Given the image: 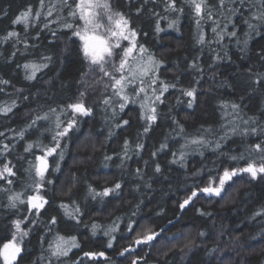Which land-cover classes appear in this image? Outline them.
Segmentation results:
<instances>
[{"label": "snow or ice", "instance_id": "1", "mask_svg": "<svg viewBox=\"0 0 264 264\" xmlns=\"http://www.w3.org/2000/svg\"><path fill=\"white\" fill-rule=\"evenodd\" d=\"M157 7H162V12L156 11ZM172 14L175 15L169 19ZM0 15L7 16L8 12L0 10ZM145 15L153 20V32L157 36L166 31L161 26V21H167V29L179 32L181 18L185 16L191 18L195 27L196 44L200 46L201 51L207 47L214 53L212 62L207 66L211 72L207 78L212 81L216 80L217 66L232 59L228 53V42L235 41L242 60L245 57L251 60L249 55L251 42L255 37L264 39V0H37L35 8L29 4L21 10L12 19L11 24L22 25L23 35L15 29H5L4 35L0 36V43L10 42L13 48L8 59H15L18 53L25 56L34 54L30 50L38 49L39 45L30 43V39L38 41L42 30H49L52 24H56L59 31L68 37L69 43L75 46L74 51L85 67L78 70L77 88L68 100L56 103L55 106L49 104L46 111L34 109V118L27 128L17 133L21 140H24L28 130H33L37 135L35 141L26 142L23 146L24 155L17 157L19 167L8 159L15 145L8 143L0 145V181H3V185H0V194H3L6 200L0 201V208L13 214V218L6 226L5 234L0 236V264H22L28 254L26 241L30 235L37 231L41 224L46 234L51 233L53 227L57 225V217L54 215L49 216L46 222L41 219L42 214H46L54 203L51 192L59 177L57 179L52 177L61 173V164L65 161L70 145L73 144V136L79 132L85 118H93L97 108L104 114L105 123L112 122L115 128H124L131 126V121L125 118L128 115L126 109L130 105L138 106L142 132H139L135 142L126 138L120 152L114 154L115 158L120 160L118 167L123 169L133 156L139 157L147 150L142 137H147L153 126L162 118L163 113L158 109L160 105L165 104L166 94L176 91L179 93L177 104L186 103L189 109L197 106L198 97L203 94L197 86L205 78V69L198 62L199 57L187 65L189 70L197 73V78L193 81L197 86L183 87L179 84V79L172 83L164 80L160 75L161 69L165 67L164 61L141 42L140 38L147 37L148 33L133 26L134 16L141 18ZM41 23L43 29L39 27ZM30 29L35 31V36L30 37ZM51 34L59 38L57 30H52ZM18 45H23L22 53ZM212 45L217 47L213 48ZM64 51H68L67 44ZM252 55L257 57V62L264 68V45ZM55 64L53 55L39 52L37 59L26 60L22 64H17V67L23 69L25 81L46 86L60 82V87L65 88L66 83L61 79L62 72L53 68ZM59 65L64 66L63 58L59 60ZM44 70L54 71V75L44 79L43 75H38H46ZM246 76V84L251 93L264 92V71H253L250 65ZM226 83L225 81L218 87ZM0 85L7 87L11 85V81L0 78ZM4 90V87H0V92ZM16 91L22 92L23 89ZM47 91L45 88V98H48ZM36 95H39V88ZM89 97L93 98L92 103L88 102ZM180 97H185L186 101ZM23 99L27 101L29 96L24 95ZM243 101L244 97L240 98V102L219 101L221 118L225 122L221 123L219 130L201 125L196 136L185 135L184 125L174 116L171 117L172 123L176 126L175 130H178L177 135L183 143L172 151L167 143L168 137H165L164 141L158 146H153L154 150L151 151L154 175L145 179L150 161L144 160L143 168L134 169V178L143 181L144 187L149 190L152 189L153 182H159L160 179L168 180L164 175L165 169H162L156 159L161 153L172 157L168 164L177 165L184 170H187L190 155L198 154L204 157L205 151L226 156L234 163L235 166L223 167L214 176L211 175L213 170L209 169L210 175L206 178L207 183L204 186L197 184L188 187L186 189L188 194L178 204V210L181 212L189 206L194 207L195 200L201 196L224 200L234 186L231 183L234 177L247 174L252 181L264 180V108H261L259 115L249 116L244 111ZM16 107V100H12L10 104H0V114L7 116ZM4 135V132H0V137ZM113 135L114 132L110 129L106 139L110 140ZM234 137L241 140V144L238 145L240 150L223 152L225 142ZM44 139H47L48 143H44ZM75 146L87 153L86 159H91L98 150L91 142H79ZM113 159V155L104 153V167L107 168ZM78 182L79 178L73 172L70 183L75 186ZM125 187L122 179L100 189L86 182L85 201H98L103 204L105 198L119 200ZM139 190L140 185H134V191ZM70 191L71 188L68 189L69 193ZM56 207L62 210L63 217L71 221L73 226L82 223L85 211L74 198L70 202L61 201ZM134 208L136 210L131 213L125 224L128 234L126 238L130 239L131 243L123 247L119 255L131 256V264H148L147 255L139 253L143 252L145 247L149 250L155 248L159 243L157 238H165L162 233L166 229L161 228L157 231L145 228L131 235L137 224L132 217L136 216L140 204ZM197 211L202 216L210 215L200 209ZM254 215L264 217V208ZM123 221V217H116L107 226L93 222L85 227L89 228L92 236L102 231L103 236L107 237L105 244L107 250L113 249L117 243V233L120 232V224ZM199 235L205 236L206 233L202 231ZM39 243L43 247L44 236L39 237ZM193 245L194 241H189L181 251L184 249L191 251ZM73 250H78L82 255L72 260L71 264L89 262L97 264L101 260L107 264L111 259L106 251L83 250L76 235L65 236L57 232L50 241H47L44 254L37 257L33 264H68V258Z\"/></svg>", "mask_w": 264, "mask_h": 264}, {"label": "trees", "instance_id": "2", "mask_svg": "<svg viewBox=\"0 0 264 264\" xmlns=\"http://www.w3.org/2000/svg\"><path fill=\"white\" fill-rule=\"evenodd\" d=\"M37 5V0H0V10H6L7 16L0 15V36L4 35L5 29H15L23 35L22 25H12V19L19 14L27 5ZM152 7V5H149ZM156 11L162 12V7H157ZM187 11V9H186ZM163 14V13H162ZM175 14L169 16L173 18ZM134 27L148 33L147 37H141V42L151 48L156 55L164 61L165 67L161 69V77L169 83L176 82L183 87L197 86L193 81L197 78V73L187 68V65L195 58L199 57V63L205 69V78L197 87L202 90V95L198 97V104L192 109L187 108L186 103L177 104L176 91H170L166 94L164 105L159 106V111L163 113L162 118L153 126V130L147 137H142L147 150L139 157L133 156L123 169L119 168L120 160L115 158V153L120 152L121 145L127 138L135 142L139 132H142L141 122L138 119L137 105H130L126 111L128 115L125 118L131 121L130 127L115 128L114 123H105L103 113L97 108L94 111L93 118H85L80 126L79 132L73 136V144L70 145L65 161L61 164V173L52 177L59 180L53 186L51 196L53 206L46 214H42L41 219L47 221L49 216L57 217V225L53 227L51 233L46 234L43 224L28 238V254L24 257L22 264H33L37 257L44 254V248L47 247V241H50L57 232L61 235H76L82 245L83 250L106 251L111 258L107 264H131V256L122 257L120 250L131 243L126 238L125 224L128 217L135 211V205L140 204L135 217L137 221L134 226L135 231H142L145 228L159 230L166 229L162 236L157 238L159 243L155 248L149 250L144 248L140 255H147L148 264H264V217L255 216V212L264 208V180L252 181L247 174L241 177H234L231 182L234 186L231 188L229 196L224 200L218 198H205L201 196L195 200V206H189L184 211L178 210L179 202L185 198L188 187L199 184L204 186L207 183V177L210 175L209 169H212L211 175L223 167L235 166L226 156H218L211 151H205L204 157L198 154H192L188 158L187 170L180 169L177 165H170L168 161L172 158L170 155L161 153L156 159L165 169L164 175L168 180L160 179L159 182L152 183V189L144 187V182L137 180L133 176L136 167L143 168V161L149 160V166L146 169L145 179L153 176L151 164V151L153 146H158L168 137L167 143L169 149L174 151L179 148L183 140L177 135L178 130L172 123L171 117H175L184 125L185 135L196 136L199 133L200 126L205 128L212 127L219 130L221 123L225 121L221 118V112L218 106L219 101H236L244 97V111L247 115H259L261 108H264V92L251 93L246 84L247 68L251 65L253 71H264V68L257 62V57L252 55L258 51L261 45H264V39L255 37L251 42L249 55L251 60L245 57L241 59V53L235 41L228 42V53L231 61H224L217 66L216 80H209L207 77L211 74L208 64L212 62L214 53L207 47L201 51L200 46L194 39L195 27L188 16L181 18L179 32L174 29H167V21H161V26L166 29L158 36L154 34L153 20L147 15L136 18L133 17ZM43 29L42 23L39 25ZM52 30L58 31V37H53ZM206 31H208L206 29ZM243 26L241 25V32ZM30 37L35 36V31L30 29ZM210 35V32H209ZM242 38V36H241ZM30 43L38 44V49L30 50L27 56L17 54L15 59H8L13 51L11 43H0V78L11 81V85L4 87L0 92V104L17 101V107L7 116L0 114V132L5 135L0 137V145L8 143L15 145L9 153L8 159L17 164V157L24 155L23 146L26 142L35 141L37 135L33 130L25 133L24 140L19 139L17 133L25 130L27 125L34 118L35 111H46L47 106L51 104L68 100L76 91L77 80L79 79L78 70H82L85 65L82 64L79 55L74 51V45L68 41V37L59 31V26L52 24L49 30H42L40 39H30ZM68 45V51L65 52V45ZM23 52V45H18ZM216 48V45H212ZM39 52L51 54L56 61L53 68L62 72V81L66 83L65 88L60 87V82L52 86L42 85V83L28 82L24 80V71L17 67L26 60L37 59ZM63 58L64 66L59 65V60ZM44 79L53 76L54 71L44 70ZM222 87H218L224 82ZM228 85H231L229 87ZM39 88V95L37 89ZM45 88L48 89L45 98ZM16 89H23L17 92ZM24 95L29 99L25 101ZM185 100V97H180ZM93 98L89 97V103ZM42 106V107H38ZM114 132L111 139H106L109 130ZM14 130V131H10ZM139 130V131H138ZM79 142H91L97 146V151L91 159H86L87 153L79 150L75 145ZM44 143H48L44 139ZM241 140L234 137L227 142L222 149L223 152L237 151ZM113 155V161L109 162L107 168L104 167L103 154ZM39 154V153H37ZM29 159L31 157H28ZM22 163V162H21ZM26 166V165H25ZM243 166V164H241ZM201 170V171H198ZM76 173L79 182L72 186L70 176ZM123 180L126 187L119 200L105 198L101 204L98 201H85L86 188L85 183H91L97 189L113 185L119 180ZM140 185L138 192L134 191V185ZM3 185V181H0ZM18 187V185H17ZM71 188L70 193L68 189ZM75 199L81 204L85 211L82 223L79 226H73L71 221L63 217L62 210L58 209L61 201L70 202ZM0 201L6 202L3 194H0ZM143 201V203H140ZM197 209L210 215H201ZM116 217H123L124 221L120 224V232L117 233V243L113 249H105L107 237L99 231L96 236H92L88 227L93 222L107 226ZM13 218V214L0 208V236L6 232V226ZM206 233L200 236V232ZM45 237L43 247L39 243V237ZM189 241H194V245L189 251L181 248ZM175 246V247H174ZM171 249V251H169ZM215 249V251H211ZM82 255L78 250H73L68 258V264ZM91 264V262H89ZM97 264H105L103 260Z\"/></svg>", "mask_w": 264, "mask_h": 264}]
</instances>
